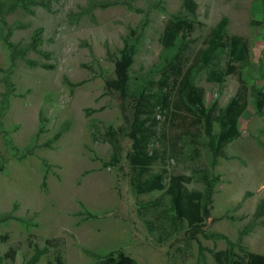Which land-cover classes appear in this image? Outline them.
Returning a JSON list of instances; mask_svg holds the SVG:
<instances>
[{"label":"rangeland","instance_id":"rangeland-1","mask_svg":"<svg viewBox=\"0 0 264 264\" xmlns=\"http://www.w3.org/2000/svg\"><path fill=\"white\" fill-rule=\"evenodd\" d=\"M35 1L47 6H17L5 15V24L0 17V97L2 78L10 63V50L2 36L9 29V40L19 50L40 28L38 49L49 52L46 57L27 50L24 58L15 57L10 75L14 91L0 117V215L14 206V218L0 223V237L8 235L6 240L0 238V264H25L32 243L43 247L47 239H53L54 245L48 246L37 264H57L56 254L62 264H92L95 255L119 249L136 264H216L208 249H224L227 243L223 238L204 236V232L221 233L235 241L239 230L252 221L255 206L264 196V157L259 145L264 144V116L255 113L249 94L251 85L264 87V0H195L194 29L188 35L192 51L202 47L209 29L222 16L228 18L227 34L243 37L249 48L248 66H238L222 82L207 81L205 71L196 79L207 106L213 102L224 106L239 89L238 77L244 79L247 92L246 107L238 120L240 135L225 146V156L213 167L220 180L209 215L201 225L204 232L196 239L189 238L186 228L171 231L162 218L143 209L148 200L159 198L161 207L167 200L162 192L137 195L131 190L126 158L131 142L127 136L119 131L120 161L112 166L104 165L112 151L109 142L92 139V134L100 135L106 125L115 129L123 125L117 96L105 92L104 81L113 75V59L128 27L141 18L134 9L147 8L157 0H133L132 9L117 2L78 16L70 13L80 11L87 0ZM181 4L182 0H162L163 9L149 11L150 21L134 56L131 78L159 62V36L171 14L185 13ZM25 59L35 64L29 65ZM224 61L222 55L221 65ZM86 109L95 110L86 115ZM151 115L157 120L158 136L164 131L170 140L180 133L178 119L169 112L156 106ZM65 123L66 130L52 146H44ZM158 136L152 138V145L161 149ZM32 142L37 144L33 153L18 160L26 148H32ZM206 156L200 148L193 163L205 165ZM163 161L177 171H187L191 163L171 158L165 161L164 156L154 169ZM241 244L248 251L264 253V215L242 236ZM200 246L206 248L205 263L198 260ZM10 248L16 251L14 260L4 256Z\"/></svg>","mask_w":264,"mask_h":264},{"label":"trees","instance_id":"trees-1","mask_svg":"<svg viewBox=\"0 0 264 264\" xmlns=\"http://www.w3.org/2000/svg\"><path fill=\"white\" fill-rule=\"evenodd\" d=\"M117 2L123 3L129 9L133 8V0H87L86 4L80 7V11L71 12L70 16L92 14L96 8H105ZM161 2L162 0H157L147 8L134 9L141 13V18L136 25L128 27L122 46L113 59V75L104 81L105 92L117 96L118 107L123 116V125L118 129L106 125L100 135L92 134V139L109 142L112 151L109 160L104 162V165L112 166L120 161L119 131L127 136L131 142L126 154L131 190L137 195L162 192L167 200V205L163 207L160 206L159 198L148 200L142 204L143 209L153 213L156 218H162L167 222L171 231L177 232L186 228L189 238L196 239L199 232H204L201 225L205 217L209 215L212 195L220 180L218 174L213 172V167L217 164L219 157L225 156V146L239 137L238 120L247 101L244 79L238 77L239 89L224 106H218L216 102L207 106L204 101L203 88L197 85L196 79L200 72L205 71L207 81L222 82L226 75L235 73L238 66L242 68L248 66L249 48L243 37L227 34L228 18L222 16L209 29L202 47L192 51L188 35L194 29L197 4L195 0H182L181 6L185 13L171 14L164 23L159 36L162 46L159 62L147 68L144 74L131 78L130 71L134 56L150 21L149 11L152 8L163 9L162 6L160 7ZM27 3L47 6L35 0H9L8 2L0 0V17L4 24L6 14L17 6L27 8ZM10 33L11 29L2 36L3 43L10 50V63L2 78L4 90L0 97V117L8 107L9 97L14 91L10 75L15 57L24 58L27 50H34L46 57L49 56L48 51L38 49L41 42L40 28L33 31L26 47L19 50L15 49L14 44L9 40ZM222 55L225 56L223 65L220 63ZM25 60L29 65L35 64V61ZM43 66L50 67L51 65ZM67 83L70 86L75 85L68 81ZM249 94L252 97L255 113L264 116V87L251 85ZM156 106L165 113L169 112L174 119H178L177 126L180 128V133L171 137L170 140L165 138L164 131L158 136L157 120L151 115ZM94 110L86 109V115ZM187 119L190 121L188 122ZM66 128L67 123L43 145L51 147ZM40 130L41 128L38 131ZM156 135L160 138L161 149L152 145V138ZM7 142L10 144V141ZM32 143V148H26L25 153L17 157L18 160L33 153L37 144ZM259 145L262 147L264 157V144L259 142ZM12 148L16 152L17 148L15 146ZM200 148L207 153L205 165L193 163L200 155ZM164 156L165 161L171 158L179 163H191L187 171H177L175 167H166L167 162L164 163V161L158 169H154V166L160 162V158ZM42 162L48 166L44 159ZM0 169H3V165H0ZM45 174L46 170L42 175V184H45ZM13 208L14 206L10 212L0 215V223L14 218ZM263 215L264 196L255 206L252 221L239 230L235 241L229 240L221 233L204 232V236L223 238L227 243L224 249H208L216 264H264V253L248 251L241 244L242 236L248 233L254 226L255 220ZM87 216L92 215L87 212ZM17 219L22 221L19 217ZM0 238L6 240L8 235H1ZM53 245V239H47L43 247L32 243V253L25 264H37L41 255L47 252L48 246ZM204 249L206 248L200 246L198 251V260L203 263H205ZM15 252L10 248L4 256L14 260ZM55 258L57 264H62L59 254H56ZM95 258L92 264H136L131 256L120 249L103 255H95ZM1 260L2 256H0V262Z\"/></svg>","mask_w":264,"mask_h":264}]
</instances>
